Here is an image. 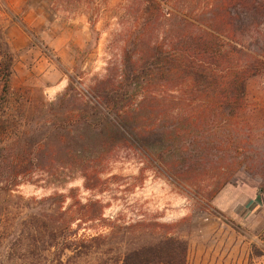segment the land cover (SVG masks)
<instances>
[{
	"label": "rangeland",
	"instance_id": "rangeland-1",
	"mask_svg": "<svg viewBox=\"0 0 264 264\" xmlns=\"http://www.w3.org/2000/svg\"><path fill=\"white\" fill-rule=\"evenodd\" d=\"M223 1L25 0L14 13L22 32L0 28V129L12 139L24 129L37 141L55 129H121L123 115L132 118L99 181L58 171L0 193V264L67 260L69 252L48 246L43 225L76 209L75 201L94 200L107 205L104 218L115 225L106 232L171 226L188 242L187 264H264V70L247 84L238 129H228V117L203 107L182 76L167 72L176 66L152 55L160 47L167 57L169 41L204 28ZM253 10L243 16L247 61L259 52L256 32L264 27ZM156 62L167 65L148 72ZM198 107L203 115L195 117ZM55 194L67 197L61 206L45 201ZM89 226L76 221L71 229L79 237L105 232Z\"/></svg>",
	"mask_w": 264,
	"mask_h": 264
},
{
	"label": "trees",
	"instance_id": "trees-1",
	"mask_svg": "<svg viewBox=\"0 0 264 264\" xmlns=\"http://www.w3.org/2000/svg\"><path fill=\"white\" fill-rule=\"evenodd\" d=\"M253 8L264 18V0H225L218 3L215 16L208 25L169 41L171 52H167V57L160 47L152 54L155 60H167L169 65L176 66L169 67L167 72L172 74L176 71L183 77L182 87L186 93L199 96L203 107L209 106L210 110L228 117V129H238L236 120L246 111L247 84L264 70V27L256 32L261 46L250 61L245 60L240 43L247 28L243 16L249 11L254 12ZM165 65L167 63L156 62L154 71L147 69L151 73L161 72ZM146 70L142 72L147 78ZM137 72L136 68L132 74ZM124 74L128 77L126 70ZM108 104L113 105L114 102L109 100ZM191 112L195 117L202 116L203 108L198 107ZM128 116L125 113L121 118V129H55L44 134L39 141L25 129L16 134L15 139L6 129H0V193L13 191L34 174L50 178L58 171L77 172L81 176L89 174L99 181L98 172L110 160L117 136L131 133L128 126L132 118ZM183 128L200 127L186 124ZM66 199L55 194L45 201L61 206ZM75 205L76 209L69 206L65 212L59 210L49 215V225H43L45 229L48 227V246L55 244L56 251L71 254L65 261L59 258L48 261V264H80L95 254L99 256L91 264H187L188 242L170 232L171 226L156 224L153 228L149 224L137 223L123 227L124 234L118 235L114 231L106 232L115 225L104 218L107 205H102L100 200L88 201L84 205L75 201ZM76 221L89 223L87 229L97 230L95 227H98L105 232L79 237L77 229L81 225L76 230L71 229ZM62 230L65 234L57 235L58 232L62 234ZM58 238L61 243L57 242ZM25 263L37 264L35 261Z\"/></svg>",
	"mask_w": 264,
	"mask_h": 264
},
{
	"label": "crops",
	"instance_id": "crops-1",
	"mask_svg": "<svg viewBox=\"0 0 264 264\" xmlns=\"http://www.w3.org/2000/svg\"><path fill=\"white\" fill-rule=\"evenodd\" d=\"M24 3L25 0H0V28L8 36H18L22 32L14 13L22 12Z\"/></svg>",
	"mask_w": 264,
	"mask_h": 264
}]
</instances>
